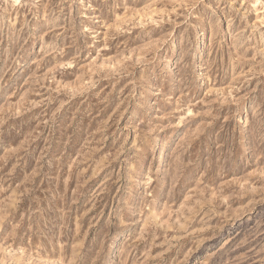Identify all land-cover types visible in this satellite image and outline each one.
<instances>
[{"label":"rangeland","instance_id":"1","mask_svg":"<svg viewBox=\"0 0 264 264\" xmlns=\"http://www.w3.org/2000/svg\"><path fill=\"white\" fill-rule=\"evenodd\" d=\"M110 258L264 264V0H0V264Z\"/></svg>","mask_w":264,"mask_h":264},{"label":"bare ground","instance_id":"2","mask_svg":"<svg viewBox=\"0 0 264 264\" xmlns=\"http://www.w3.org/2000/svg\"><path fill=\"white\" fill-rule=\"evenodd\" d=\"M141 186H143V185L141 184ZM141 186H138V188H141ZM108 264H114V260L112 258H110V261L108 262Z\"/></svg>","mask_w":264,"mask_h":264}]
</instances>
